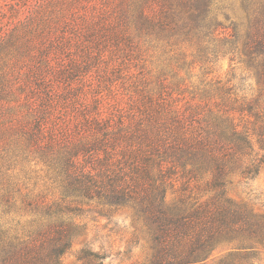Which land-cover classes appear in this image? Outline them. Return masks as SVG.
<instances>
[{"label": "trees", "instance_id": "1", "mask_svg": "<svg viewBox=\"0 0 264 264\" xmlns=\"http://www.w3.org/2000/svg\"><path fill=\"white\" fill-rule=\"evenodd\" d=\"M109 1L81 28L62 1L67 29L56 34L30 20L0 25V264H61L80 233L78 199L132 208L150 264H204L223 243L237 247L222 264H255L264 214L227 185L264 170V115L230 79L209 78L219 56L234 60L236 26L213 18L210 0ZM242 7L239 50L264 90V0ZM150 50L170 76L147 66ZM196 70L203 89L187 96ZM23 166H38L60 199L29 189ZM17 199L34 216L22 234L5 220ZM78 258L103 255L83 248Z\"/></svg>", "mask_w": 264, "mask_h": 264}, {"label": "rangeland", "instance_id": "2", "mask_svg": "<svg viewBox=\"0 0 264 264\" xmlns=\"http://www.w3.org/2000/svg\"><path fill=\"white\" fill-rule=\"evenodd\" d=\"M71 3L69 7H64L71 12H67L69 24L74 19L81 28L82 23L92 19L102 17L106 8H111L109 0H0V25L12 26L15 22L32 21L45 29H51L56 34L60 27L67 29V26L59 25L57 15L63 14V4ZM210 15L221 21L223 25L236 26V40L232 47L236 49L234 60H231V53L219 56L214 64L213 74L209 76H220L230 79V83L238 88L239 95H243L246 100L257 102V109L264 115V90L256 78L255 69L250 66L240 53L242 40L247 29V16L242 7L243 0H210ZM15 10V11H12ZM148 58L151 62L147 66L154 72L164 69L168 76L172 72L168 71L162 63L158 51H149ZM183 76H186L185 74ZM186 80L187 91L185 95L191 96L203 89L202 76L198 71L188 75ZM175 81V80H173ZM174 86V85H173ZM242 125L243 121L238 120ZM26 175V185L34 192L45 193L52 199H60L58 189L47 180L44 173L35 169L23 166ZM227 194L237 202H245L249 207L258 213L264 214V170L255 178L244 182L227 185ZM176 193L167 191V199L171 200ZM75 206V214L71 217L80 226V233L72 239L69 249L61 257V264H82L79 260L81 249L86 248L99 252L103 255L100 264H150V247L148 234L142 221L137 219L134 211L130 207L120 209H108L96 202H86L82 199L72 200ZM16 207L6 214L5 220L13 227V230L22 234L31 227L33 215L23 211L20 201L17 199ZM237 245L234 243H223L204 260V264H222L223 259ZM252 260L255 264H264V248L257 246L251 252Z\"/></svg>", "mask_w": 264, "mask_h": 264}]
</instances>
